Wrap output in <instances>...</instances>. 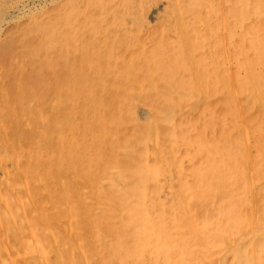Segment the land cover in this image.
<instances>
[{"label":"rangeland","instance_id":"rangeland-1","mask_svg":"<svg viewBox=\"0 0 264 264\" xmlns=\"http://www.w3.org/2000/svg\"><path fill=\"white\" fill-rule=\"evenodd\" d=\"M174 1L61 0L55 2L39 16L56 18L57 15L70 11L72 3H80L78 6L83 13V19L78 16H73V19L72 16L66 18L71 20V26L63 25L61 20H57L58 18L47 24L45 42L47 50L39 51L40 57L35 61L36 63L26 65L23 58L21 62L16 61L15 65L22 68L10 76L6 71L10 70L11 73L14 68H10L11 65L7 64V60L5 62L1 59L5 84L3 83L2 96L0 95V119L2 118L3 121L0 127V173L4 167L8 168L10 184L7 182L0 185V264H145V262L148 264V255H156L159 248L171 244L174 248L178 247L187 253L180 260H171L175 264H240L236 260L235 249L240 245L245 246L251 238L253 244L257 243V257L254 259L252 252L249 254V248L245 256L251 255L250 264H264V46L261 47L264 40V0L241 1L240 22L237 28L239 45L235 47L231 41L228 47L229 59L225 54L223 13L224 11L229 13L238 1L207 0L206 7L202 2L206 0H200L206 19L198 16L195 29H191L188 24L191 22L188 18L191 11L185 10L182 19L186 28L180 32L187 35L189 40L186 42L176 30L179 14L175 9ZM187 2L189 5L199 4L196 0ZM187 2L186 0L180 2L182 8L186 7ZM231 19L230 14L228 18L230 25ZM203 20L207 21L211 33L215 32L211 38V47H206L208 31ZM29 23L26 18L20 19L8 29L7 36L11 30L15 31L23 26L26 28ZM81 23L86 24L84 30ZM247 29L260 31L250 35L247 33L250 30ZM171 42H174L173 47L177 44L180 46V48L176 46L178 49H183L179 51L173 48V52L177 50L178 54L181 53V57H188V61L183 62L182 65L191 67L192 56L196 70L198 69V79L191 78L187 76L188 74L181 76L177 71L173 74L170 68L171 73L164 74L169 69L160 70L150 67L153 61L154 65L165 64L164 59L171 56L170 52L166 50V58H163L158 50L160 47L157 49L156 45L164 44L166 48L171 49ZM251 43L255 50H251L248 46ZM1 45H5V41L0 42ZM11 52L9 50V54ZM77 54H80V57ZM44 56H47V67L46 62H43ZM101 56L103 57L97 63ZM91 58L96 59L97 64H93ZM203 59L208 62H203ZM65 60L83 62L84 71H81L80 75L77 74L79 70L70 77L65 75L63 71ZM46 69L49 71L47 99H43L39 97L42 90L38 81L45 75ZM208 70L211 73L207 74L211 75L207 77L203 73ZM60 71H63L61 75ZM220 72L228 84V87L224 86L222 90ZM12 76L18 78L25 88L28 89V86L32 88V93L38 97V111L41 113H36L37 110L32 102L30 103L32 100L28 97L31 94L28 93L29 91L22 101V96L17 92V84L12 82ZM180 79L183 87L175 85V81L179 83ZM232 80L236 84L234 89L231 85ZM105 83L107 87L113 88L112 91L105 87ZM81 84L83 87H80ZM172 85L175 87L173 90ZM12 88L15 90L13 91ZM99 90L102 92H98ZM57 98L62 100L61 114L71 113L68 109L72 102L74 107L77 104L85 110L91 107L97 111L98 121L92 119V116L88 118L89 141L79 142L80 148L87 144L88 147L90 146L91 155H87L88 157H76V152L80 151L76 148L72 149L68 139L70 127L67 126V117L66 120L63 119L65 125L56 129L58 127H55L54 117L61 109L55 101ZM20 101L24 103L23 110L29 114L26 118L31 124L33 123V127L47 128V140H57L58 148L61 149L59 151L69 148L75 154L72 164L69 163L71 160L68 159L66 162L65 159L67 164L64 165L58 162V159L60 161L64 157L60 152L48 154L47 185L38 176L42 174L45 177L42 171H35L37 177L32 176L37 178L39 188H45L44 194H41L42 190L34 182L25 177L28 175L32 178L30 175H34L30 173L32 172L29 164L30 154L26 152L32 141L27 137V130L23 128L25 126L21 124L22 117L18 109ZM39 121L44 123L41 124L42 122ZM19 137L21 143L17 141ZM78 137H81L80 133L75 140ZM223 137L225 139L220 143V138ZM184 144L187 147H184ZM14 153L17 155L15 167L9 163ZM206 153L207 161L204 162L203 157ZM7 162L10 165H7ZM208 163L212 165L211 172H203L208 173L207 175L196 173L198 165L205 166ZM72 167L78 172L71 169ZM91 168H94L96 175L86 174L92 170ZM82 171L86 173L80 176L79 172ZM201 175L203 178L200 177ZM214 176L222 181V189L211 187L209 184L210 180H215ZM110 177L111 180H108ZM150 179H153V182ZM106 180L112 184L107 183ZM222 193L223 206L217 203ZM79 199L80 202L87 204L85 212H81L83 206L75 201ZM225 206L228 207L226 211L228 214L225 212ZM7 207L11 214L7 211ZM221 207L225 209L223 219L228 218L229 223H224L227 228L222 234L217 235L213 227L210 224L208 226L207 219L208 216L217 219V214H222ZM215 209L220 211L217 212ZM254 211L257 212L256 215ZM253 219L260 223L255 224V228L252 226ZM172 231L173 233H170ZM65 238L73 246L76 245V248L81 247L85 251L76 250L79 254L76 251L67 253L63 245ZM23 240L27 241V245ZM28 241L31 242L29 246ZM152 243L154 245L145 252L140 250L143 249V245ZM153 249L158 250L153 252ZM137 255L138 258L140 255L142 257L137 260Z\"/></svg>","mask_w":264,"mask_h":264},{"label":"bare ground","instance_id":"bare-ground-1","mask_svg":"<svg viewBox=\"0 0 264 264\" xmlns=\"http://www.w3.org/2000/svg\"><path fill=\"white\" fill-rule=\"evenodd\" d=\"M58 1H61V0H0V16H2V18H0V42H3V41H5V45H1L0 46V95L2 94L1 92V89L3 88L2 86H4L3 85V83H4V77H5V73H4V71H3V62L1 61V59H4V61L5 60H7L8 62H7V64L9 63L11 66H10V68L12 67V68H14L12 71H11V73H9L10 72V70L9 71H6V74L8 73L9 74V76H10V74H14V72H17V71H19V69L20 68H22V67H19V66H16L15 65V63H16V61L17 62H21L22 60V58H23V60L25 61L24 63L26 64V65H28V64H30V63H32V62H35V61H37L38 60V57H40V53H39V51L41 50H44V51H46L47 50V45L45 44V42H46V39H47V24H49L50 22H53L54 20H56L57 18V20L58 21H60L61 20V23H63V25H68V26H71L70 25V23H71V20H67L66 18H70V16H72V18L71 19H73V16H78L80 19H83V13L82 12H80V7L78 6V4H80V3H72L71 5H70V11L69 10H67V11H65V14H63V13H61L60 15H57V17L56 18H52V17H47V15H41V16H39L40 14H42L43 13V11H45V9L48 7V6H50V5H52V4H54L55 2H58ZM63 1V0H62ZM188 0H186V2H187ZM199 4H195L194 3V5H189V2H187L186 3V7L185 8H182V4L180 3V2H182V0H180V1H174V6H175V9H176V11H177V14H179V16H177L178 17V25H176L177 26V29L176 30H178V32L180 33V35H181V37H183V39L185 40V42L186 41H188L189 39H188V37H187V35L184 33V32H180V30L182 31V29H184L185 30V28H186V26H185V24H184V22H183V19H182V14H183V12L185 11V10H188V11H191L190 12V14L188 15V18H189V20H191V22L190 23H188V24H190L189 25V27L191 28V29H195V27H196V23H197V19H198V16H203V18H205L204 16H205V14H203L204 12H205V10H204V7H203V4H202V2H204V5L207 7L208 5V1L206 0V1H202V2H199L200 0H196ZM238 2H236V6L235 7H233L232 8V10H230V12L229 13H226L225 11H224V13H223V24H224V33H223V38H224V43H225V47H226V55L228 56V59H229V53H228V47H229V44L231 43V41L233 42V44L235 45V47L237 46V45H239V42H238V23L240 22V15H241V12L239 11V9H240V4H241V1H243V0H237ZM205 2H207V4H205ZM61 3V2H60ZM229 3V2H228ZM104 4V3H103ZM229 4H231V3H229ZM81 5H83V4H81ZM238 5V6H237ZM51 7V6H50ZM69 7V6H68ZM210 9L212 10V7L210 6ZM223 9V8H222ZM75 10V11H74ZM71 11H72V13H71ZM153 12V11H152ZM187 12V11H186ZM212 12V11H211ZM214 12V11H213ZM189 13V12H188ZM214 14V13H213ZM230 14H231V25H230V23H229V20H228V18H229V16H230ZM101 15V14H100ZM184 16V15H183ZM194 16V17H193ZM102 17V16H101ZM22 18H26L30 23V25H32V27H30V25H28V27H26L25 28V26H23V27H21V28H18L17 30H15V31H10L9 33V35L7 36V34H8V29L13 25V24H15V23H17L20 19H22ZM64 20H62V19ZM86 18V17H85ZM90 18V17H89ZM92 18V17H91ZM87 19H88V17H87ZM206 19V18H205ZM219 19V18H218ZM94 20V19H93ZM92 20V21H93ZM98 20V19H97ZM89 21V19L87 20V22ZM100 21V20H99ZM204 22H205V24H206V27H207V31H208V33H207V38H206V47H211L212 45H211V38L213 37V34L215 33L214 31H213V33H211V28L209 27V25L207 24V21L206 20H203ZM82 22V21H81ZM24 23V22H23ZM55 23H56V21H55ZM86 23V22H85ZM82 24L81 23V26H82V29L84 30L85 28V26H86V24ZM90 23L92 24V22H91V19H90ZM52 24H54V23H52ZM51 24V25H52ZM60 24V23H59ZM90 24V25H91ZM19 25V24H18ZM76 25H79V24H76ZM98 25V24H97ZM100 25H101V23H100ZM237 25V26H236ZM80 26V25H79ZM102 26V25H101ZM188 26V25H187ZM88 27V26H87ZM89 28V27H88ZM91 28V27H90ZM98 29V28H97ZM101 29H102V27H101ZM87 30H90V29H87ZM220 30V29H219ZM229 30H231L230 31V33L228 32ZM247 30H250V29H247ZM78 31V30H77ZM257 31H260L259 29L258 30H250L249 32H247V33H250V35L251 34H253L254 32H255V34L257 33ZM79 33H80V31H78ZM83 32V31H82ZM81 32V33H82ZM97 32H99V31H97ZM74 33V32H73ZM78 33V35H80ZM218 33V32H217ZM90 34H93V33H90ZM112 34V33H111ZM190 34V33H189ZM205 34V33H204ZM61 35H62V33H61ZM66 35V34H65ZM175 35V39H176V34H174ZM60 36V35H59ZM81 36V35H80ZM82 36H84V34L82 35ZM173 36V35H172ZM70 37V36H69ZM74 37V36H73ZM87 37H88V35H87ZM174 37V36H173ZM84 38V37H83ZM96 38V37H95ZM56 39V38H55ZM74 39V38H73ZM233 39H237L236 41H233ZM70 40V39H69ZM68 40V41H69ZM80 40V39H79ZM88 40H89V37H88ZM87 40V41H88ZM101 40V39H100ZM170 40V39H169ZM177 40V39H176ZM180 40H182V39H180ZM179 40V41H180ZM53 41V40H52ZM70 42V41H69ZM256 42H258V41H255V43ZM58 43V42H57ZM83 43V42H82ZM88 43V42H87ZM217 43H220V42H217ZM62 44H64V43H62ZM171 44H172V48L170 49V48H166L165 46H164V44L163 45H161V44H159V45H156V48L158 49V47H160V49H158L159 51H160V56H162L163 58H166L165 56H166V50H167V52L169 51L170 52V57L169 58H166V59H164L166 62H165V64H157V65H154L153 63H154V61H153V63H152V65H151V63H149V65H151L150 67H153L154 69H171V70H173V74H174V72L175 71H177V74L179 73L181 76L183 75H185V74H188L187 76H191V78H195V79H198L199 78V73L197 72L198 71V69L196 70V65H195V61H194V59H192V56H191V58H190V62H192V64H191V67H187V66H185V65H182L183 64V62H187L188 60V57L186 58V57H181L182 55H181V53H179L178 54V52H177V50H176V52H173V48H180V46H177V44H175L176 46H174L173 47V45H174V42H171ZM262 44V46L261 47H263L264 46V40H263V42L261 43ZM68 45L69 46H71L69 43H68ZM80 45V44H79ZM83 45V44H82ZM179 45V44H178ZM181 45V44H180ZM216 45V44H215ZM257 45V44H256ZM77 46V45H76ZM168 46H170V42H168ZM217 46V45H216ZM248 46L250 47V49L252 50H255V48H254V45H252V43H251V45H249L248 44ZM84 47V46H83ZM87 47V46H86ZM105 47V46H104ZM205 47V48H206ZM221 47V46H220ZM64 48V47H63ZM71 48H72V46H71ZM78 48V47H77ZM82 48V47H81ZM80 48V49H81ZM106 48V47H105ZM177 48V49H178ZM181 48H183V47H181ZM58 49V48H57ZM9 50L10 51H12L11 52V54H9ZM64 50H66L65 48H64ZM63 50V51H64ZM179 51H181V50H183V49H178ZM40 51V52H41ZM61 51H62V49H61ZM84 51V50H83ZM89 51V50H88ZM106 51V50H105ZM72 52V51H71ZM90 53H92L91 51H89ZM78 53V52H77ZM105 53V52H104ZM57 54V53H56ZM66 54V53H65ZM85 54V53H84ZM83 54V55H84ZM184 54V53H183ZM75 55V54H74ZM78 55V54H77ZM80 55V54H79ZM78 55V56H79ZM87 55V54H86ZM50 56V55H49ZM54 56H56V55H54ZM73 56V55H72ZM78 56H76V57H78ZM92 56V55H91ZM159 56V57H160ZM57 57H59V56H57ZM57 57H56V59H57ZM80 57V56H79ZM93 57V56H92ZM103 56H101L100 58H99V60L97 61V63H99L100 62V59L102 58ZM155 57V56H154ZM158 57V56H157ZM24 58H26V59H24ZM55 58V57H54ZM61 58V57H60ZM83 58H84V56H83ZM87 58V57H86ZM109 58V57H108ZM53 59V58H52ZM92 59V60H91ZM90 60L92 61V63L93 64H97L96 63V59H94V58H91ZM110 59V61H111V58H109ZM145 59H147V58H145ZM153 59H156V58H153ZM54 60V59H53ZM60 60V59H59ZM71 60V59H70ZM56 61V60H55ZM55 61H52V62H55ZM66 61V60H65ZM84 61H85V59H84ZM138 61V60H137ZM141 61V60H140ZM163 61V60H162ZM6 62V61H5ZM41 62V61H40ZM43 62H46V67H47V62H48V60H47V56H44V61ZM50 62V61H49ZM58 62V61H57ZM86 62V61H85ZM203 62H208L207 60H205V59H203ZM36 63V62H35ZM60 63V62H59ZM63 63V62H62ZM65 63V62H64ZM137 63V62H136ZM156 63V62H155ZM4 64H6V63H4ZM33 64V63H32ZM49 64V63H48ZM89 64V63H88ZM87 64V65H88ZM112 64V63H111ZM147 64V63H146ZM20 65H24V64H22V63H20ZM50 65V64H49ZM207 65V64H206ZM83 66H84V64H83V62H81V63H79V62H73V61H66V64H64V68H63V71H64V73H65V75H67V76H69L70 77V75L72 74V75H74L75 73H76V71H78L79 73H77V74H81V71H84V70H82V68H83ZM182 66V67H181ZM4 67H5V65H4ZM8 67V66H7ZM24 67H25V65H24ZM110 67V66H109ZM11 68V69H12ZM86 68V67H85ZM112 68V67H111ZM140 68V67H139ZM90 69H91V67H90ZM151 69V68H150ZM169 69V71H165V73L164 74H167V72H170L171 73V70ZM47 70V69H46ZM87 70V69H86ZM114 69H112V71H113ZM142 70H143V68H142ZM153 70V69H152ZM159 70V71H160ZM211 70V69H210ZM210 70H208V72H206V73H203L204 75H207V77H208V75H211V74H207V73H211V71ZM44 71V70H43ZM51 71V70H50ZM63 71H60V75L62 74V72ZM88 71V70H87ZM92 71H93V69H92ZM98 72H99V70H97ZM110 71V70H109ZM121 71V70H120ZM151 71V70H150ZM179 71H187V72H183V73H180ZM47 72H49L48 70L46 71V73H45V75L41 78V79H39V81H38V85H39V87H40V90H42V94H40L41 96H39L40 98H43V99H47ZM114 72V71H113ZM126 72V71H125ZM156 72V71H155ZM157 72H158V70H157ZM251 72V71H250ZM144 73V72H143ZM160 73V72H159ZM252 73V72H251ZM40 74V73H39ZM89 74V73H88ZM98 74H100V73H98ZM154 74V73H153ZM255 74V73H254ZM3 75H4V77H3ZM215 75V74H214ZM253 75V74H252ZM40 76H41V74H40ZM82 76V75H81ZM106 76V75H105ZM162 76H164V75H162ZM215 76H217V75H215ZM223 74L220 72V78H221V90H222V88H224V86L225 87H228V84H227V82H225V79H223ZM7 77V76H6ZM13 78H12V82H14V84H17V92H18V94H20L21 96H22V101L24 100V98L23 97H27V96H25V94H27V92L30 94V96H28L32 101H30V103L32 102V105L34 106V108H35V110H37L36 111V113H41V112H39L38 110V97H37V95H35L34 93H32V88H30L29 86H28V89H27V87L25 88L18 80V78H16L15 76H12ZM100 77V76H99ZM110 77V76H109ZM144 77V76H143ZM95 78V77H94ZM112 78V77H111ZM139 78V77H138ZM137 78V79H138ZM9 79V78H8ZM11 79V78H10ZM23 79V78H22ZM72 79V78H71ZM82 79V78H81ZM93 79V78H92ZM166 79V78H165ZM171 79H172V77H171ZM175 79V78H174ZM25 80V79H24ZM10 81V80H9ZM71 81V80H70ZM82 81V80H81ZM92 81V80H91ZM140 81V80H139ZM145 81H147V79L145 80ZM144 81V82H145ZM156 81V80H155ZM185 81V80H184ZM18 82V83H17ZM105 82V81H104ZM129 82V81H128ZM133 82V81H132ZM166 82H168V81H166ZM173 82V81H172ZM194 82V81H193ZM24 83H25V81H24ZM232 84V87H233V89L235 88V86H236V84L234 83V81L232 80V82H231ZM5 84V83H4ZM7 84V83H6ZM89 84V83H88ZM106 84V83H105ZM125 84V83H124ZM132 84H134V83H132ZM146 84V83H145ZM155 84H157V82L155 83ZM167 84V83H166ZM187 84V83H186ZM225 84V85H224ZM11 85V84H10ZM30 85V84H29ZM36 85V84H35ZM34 85V86H35ZM72 85V84H71ZM122 85V84H121ZM120 85V88L122 87ZM127 85H129V84H127ZM141 85V84H140ZM139 85V86H140ZM147 85V84H146ZM175 85L176 86H180V87H183L184 85H183V83L181 82V79H180V81H179V83H178V81H175ZM87 87H88V85H86ZM119 86V85H118ZM117 86V87H118ZM135 86H137V85H135ZM189 86H191L192 87V85H189ZM32 87H33V85H32ZM76 87V86H75ZM80 87H83L82 86V84H81V86ZM79 87V88H80ZM105 87H107V84L105 85ZM104 87V88H105ZM142 87H145L144 85H142ZM149 88L151 87V86H148ZM90 88V87H89ZM101 88V87H100ZM107 88H110V87H107ZM125 88V87H124ZM127 88V87H126ZM175 87H174V85H172V87H171V89L173 90ZM13 89V88H12ZM70 89H72V87L70 88ZM96 89V88H95ZM106 89V88H105ZM111 89H113V88H110V90ZM187 89V88H186ZM193 89V88H192ZM4 90V89H3ZM15 89H13V91H14ZM87 89H85V91H86ZM104 90V89H103ZM116 90V89H115ZM119 90H122V89H119ZM127 90V89H126ZM129 90V89H128ZM136 90V89H135ZM101 90H99L98 92H100ZM107 91H108V89H107ZM112 91V90H111ZM12 92V91H11ZM102 92V91H101ZM117 92H118V90H117ZM189 92H190V90H189ZM194 92V91H193ZM235 92H236V90H235ZM4 93V92H3ZM75 93V92H74ZM82 93V92H81ZM85 94H87V93H85ZM84 94V95H85ZM236 94H237V92H236ZM8 95V94H7ZM101 95V94H100ZM124 95V94H123ZM234 95V94H233ZM238 95V94H237ZM2 96V95H1ZM6 96V95H5ZM118 96V95H117ZM11 97H13V96H11ZM10 97V98H11ZM79 97V96H78ZM125 97V96H124ZM123 97V98H124ZM17 98L19 99V97L17 96ZM59 98V97H58ZM57 98V100L55 99V101H57V104H59V107L61 108L59 111H57V115H55V117H54V119H55V127H58V128H56V129H59L60 127L62 128V125L64 124L65 125V123L63 122V119H65V117H67V119H68V121H67V123H68V125L67 126H69L70 127V129H69V132H68V139H70V143H71V145H72V149H78V151H80L79 153L78 152H76V157L77 158H82V157H86L87 155H91V151L89 150V147H88V144L87 145H85V147H83V148H80L79 147V142H82V141H86V142H88L89 140V135H88V131H89V129H88V118H89V116H92L91 118L93 119L94 118V120H97L98 121V118H97V111L96 110H93L91 107H87V110H85V108L83 109V108H81V107H78L77 106V104L75 105V107L73 106L74 105V103L72 102V104H70V107H69V109L68 110H70L71 111V113H68L67 112V114H61L60 113V111L62 110V108H63V105H62V107H61V102H62V100H59ZM91 98V97H90ZM126 98V97H125ZM179 98H181V97H179ZM75 99V98H74ZM84 100V99H83ZM93 100V99H92ZM8 101H10V100H8ZM22 101H20V107L18 108V107H16V108H18L19 109V111H20V113H19V115H21V119H22V122H21V124L23 125V126H25V127H23V128H25L27 131H26V133L28 134L27 135V137L32 141L30 144V146H29V144H28V148H27V145H26V152L28 151V154H30V161H29V164H30V168H31V171L32 172H30V173H34V175L32 174V175H30L31 177L33 176V177H37V172L38 171H42L43 172V175H45V177H43L42 176V174L40 175H38L39 177H41V179H42V181L43 182H45L44 184L45 185H47L46 183H47V174H49L48 173V171H47V160H48V158H47V156H48V154L49 153H55V152H60V154L61 155H63L64 157H60L61 159H60V161H59V159H58V162H59V164L60 165H64V163H66V162H68V159L69 160H71V162H69V163H71L72 164V158H74V156H75V154H74V152L71 150V149H65V151H59V150H61L60 148H58V145H57V140H47V128H42L41 126L39 127V128H35V127H33V123L31 124L30 123V121L29 120H27V118L26 117H28V115L29 114H27L26 112H24V110H23V102ZM86 101V100H85ZM84 101V103L86 104V102ZM102 101V100H101ZM6 102H7V100H6ZM82 102V101H81ZM44 103V102H43ZM53 103V102H52ZM56 103V102H55ZM94 103V102H93ZM12 104V103H11ZM28 104V103H27ZM87 104H88V102H87ZM29 105V104H28ZM46 105V104H45ZM45 105H44V108H45ZM49 105V104H48ZM2 106V105H1ZM5 105H3V107H4ZM47 106V105H46ZM8 107V106H7ZM31 107V106H30ZM29 107V108H30ZM58 107V108H59ZM94 107H96V106H94ZM14 108V107H13ZM55 108V107H54ZM57 108V107H56ZM6 109V108H5ZM32 109V108H31ZM30 109V110H31ZM42 109H43V107H42ZM17 110V109H16ZM9 111V110H8ZM8 111H7V113H8ZM10 112V111H9ZM33 112V111H32ZM101 112V111H100ZM5 113V112H4ZM13 113H15V112H13ZM103 113V112H102ZM6 114V113H5ZM4 114V115H5ZM9 114V113H8ZM7 115V114H6ZM15 115V114H14ZM53 115H54V113H53ZM47 116H48V114H47ZM106 115L104 114L103 115V117H105ZM5 117V116H4ZM15 117V116H14ZM35 117V116H34ZM38 117H39V115H38ZM46 117V116H45ZM9 118H11V117H9ZM47 118V117H46ZM49 118V117H48ZM2 119V118H1ZM1 119H0V127L2 126V122L3 121H1ZM33 119V118H32ZM43 119H45L44 117H43ZM100 119V118H99ZM105 119V118H104ZM49 120V119H48ZM66 120V119H65ZM11 122H12V120H10ZM33 121V120H32ZM35 121V120H34ZM43 121V120H42ZM42 121H39V123L40 122H42ZM96 121V122H97ZM66 122V121H65ZM90 122V121H89ZM35 123H36V121H35ZM44 122H42L41 124H43ZM40 124V125H41ZM47 124V123H46ZM83 124H84V126H83ZM95 124V123H94ZM99 123L97 122V125H98ZM82 125V127H80ZM90 125V124H89ZM12 126V125H11ZM37 126H39V125H37ZM166 127V126H165ZM52 128V127H51ZM205 129H206V127H205ZM80 130H82V131H80ZM246 130V129H245ZM57 131H59V130H57ZM57 131H56V133H57ZM62 131V130H61ZM17 132V131H16ZM60 132V131H59ZM63 132V131H62ZM91 132V131H90ZM100 132V131H99ZM15 133V132H14ZM79 133L81 134V137H78L77 138V140H75V138H76V136H78L79 135ZM166 133H169V132H166ZM172 133V132H171ZM60 134H61V132H60ZM91 134H93V133H91ZM94 134H95V132H94ZM247 134V133H246ZM49 135V134H48ZM76 135V136H75ZM167 135V134H166ZM178 135V134H177ZM60 136H62V135H60ZM169 136V135H168ZM26 137V138H27ZM59 137V136H58ZM170 137V136H169ZM248 137V136H247ZM17 139V138H16ZM15 139V140H16ZM48 139H49V137H48ZM81 139V140H80ZM179 139V138H178ZM225 138L223 137L222 139L220 138V143H222L223 142V140H224ZM24 140V139H23ZM248 140V139H247ZM17 141H19L20 143H21V140H20V137L17 139ZM249 141V140H248ZM25 142V141H24ZM23 142V143H24ZM61 142V141H60ZM174 142V141H173ZM181 142V141H180ZM197 142V141H196ZM196 142H194V144L196 143ZM248 143V142H247ZM190 144V143H189ZM193 144V143H192ZM22 145V144H21ZM63 145H65V144H63ZM65 147H66V145H65ZM184 147H187V146H185V144H184ZM199 148V147H198ZM248 148V147H247ZM15 150V149H14ZM216 150V149H215ZM214 150V151H215ZM199 152H200V150H198ZM217 152H218V150H216ZM198 152V153H199ZM15 155L13 156V158H11L10 160H9V163L10 164H12V166H14V164H15V161H16V157H17V155H16V153H14ZM74 154V155H73ZM204 154V153H203ZM59 155V154H58ZM54 156H55V154H54ZM93 156V155H92ZM201 156H202V152H201ZM56 157V156H55ZM69 157V158H68ZM88 157V156H87ZM206 157H207V153H206V155L203 157V161L204 162H206L207 161V159H206ZM0 158H1V155H0ZM94 158V157H93ZM56 159V158H55ZM62 159H64V160H62ZM65 159H66V162H65ZM89 159V158H88ZM92 160V159H91ZM96 160V159H95ZM21 161V160H20ZM28 162V161H27ZM92 162V161H91ZM8 162H7V165H10ZM55 163V162H54ZM68 163V164H69ZM249 163V162H248ZM28 164V165H29ZM67 164V163H66ZM96 165V164H95ZM11 166V167H12ZM107 166H109V165H107ZM15 167V166H14ZM61 167V166H60ZM96 167H98L97 165H96ZM194 167V166H193ZM64 168V167H63ZM250 168V166H248V169ZM10 169V168H9ZM71 169H73L74 171H76V172H78L74 167H72ZM92 169V168H91ZM94 169V168H93ZM89 170L87 173L86 172H79L80 173V176H83L85 173L88 175V174H91L92 176L93 175H96V173H95V171L94 170ZM112 169V168H111ZM10 170H12V168L10 169ZM18 170V169H17ZM50 170V169H49ZM64 170V169H63ZM211 170H212V165H211V163H208L207 165H203V164H201V165H198L197 167H196V173L197 174H201V173H203V172H211ZM35 171H37V172H35ZM65 171V170H64ZM68 171V170H67ZM133 171V170H132ZM137 171V170H136ZM251 171V170H250ZM115 172V171H114ZM148 172H149V170H148ZM28 173H29V171H28ZM62 173H64V172H62ZM98 173V172H97ZM136 173V172H135ZM208 173H203L204 175H207ZM66 174V173H65ZM138 174V173H137ZM139 174H141V173H139ZM9 170H8V168L7 167H4V169L2 170V172L0 173V185H2L3 183H9V181H8V177H9ZM14 176H15V172H14ZM24 176V175H23ZM142 176V175H141ZM140 176V177H141ZM25 177H27L28 179H29V181H32V182H34L35 184H36V186L38 187V182H36L37 181V178L35 179V178H30L28 175H26ZM71 177H73V176H71ZM135 177V176H134ZM200 177H202L203 178V176L201 175ZM65 178V177H64ZM250 178H251V176H250ZM49 179H50V175H49ZM121 179V178H120ZM139 179V178H138ZM141 179V178H140ZM148 179V178H147ZM159 179V178H158ZM214 179L215 180H210V183L209 184H211V187H215V188H219V189H222V185H223V183H222V181L220 180V178L218 179H216L215 178V176H214ZM63 180V179H62ZM108 180H111V177H110V179H108ZM144 180V179H143ZM146 180V179H145ZM149 180V179H148ZM151 180V179H150ZM153 180V179H152ZM151 180V182H153ZM198 181H200L199 179H197ZM251 180H252V178H251ZM138 181V180H137ZM61 182H63V181H61ZM106 182H107V180H106ZM109 182V181H108ZM107 182V183H108ZM150 182V181H149ZM149 182H147L148 184H150ZM195 182H196V180H195ZM64 183V182H63ZM111 182H109V184H110ZM10 184V183H9ZM112 184V183H111ZM14 185V184H13ZM63 185V184H62ZM64 186V185H63ZM106 186H107V184H106ZM146 186V185H145ZM149 186V185H148ZM197 186V185H196ZM253 186V185H252ZM48 187V186H47ZM66 187V186H65ZM137 187V186H136ZM147 187V186H146ZM187 187V186H186ZM14 188V187H13ZM39 188V187H38ZM148 188V187H147ZM39 189H41V188H39ZM60 189V188H59ZM146 189V188H145ZM190 189V188H189ZM252 189H254V188H252ZM42 190V193L41 194H44V193H46V191H45V188H43V189H41ZM43 191H44V193H43ZM139 191V190H138ZM191 191L193 192V190L191 189ZM95 192H96V190H95ZM98 192H99V190H98ZM105 192V191H104ZM110 192V191H109ZM135 192V191H134ZM142 192V191H141ZM195 192V191H194ZM57 193V192H56ZM62 193V192H61ZM67 193V192H66ZM147 193V192H146ZM98 194V193H97ZM101 194V193H100ZM133 194V193H132ZM147 195V194H146ZM151 196V195H150ZM216 196V195H215ZM224 196V194L222 193L220 196H219V199L220 200H218V204H220L221 206H223L222 204V197ZM154 197H155V195H154ZM17 198V197H16ZM78 198H79V196H78ZM149 198V197H148ZM6 199V198H5ZM8 199V198H7ZM155 199H156V197H155ZM154 199V200H155ZM3 200V199H2ZM1 200V201H2ZM75 201H77V204H80V206H83L82 208V210H81V212H85L86 211V209H87V204L85 205L84 203H82V202H80L81 201V199H79V200H75ZM151 201H152V199H151ZM178 201V200H177ZM19 205L21 204L19 201L17 202ZM46 201H45V206H46ZM69 203H70V201H69ZM72 203V202H71ZM74 203V202H73ZM76 203V202H75ZM132 203V202H131ZM32 204V203H31ZM30 204V205H31ZM76 204V205H77ZM135 204V203H134ZM155 204V203H154ZM178 204V203H177ZM19 205H18V207H19ZM142 205V204H141ZM92 206V205H91ZM130 206V205H129ZM155 206V205H154ZM70 207V206H69ZM122 207V206H121ZM135 207V206H134ZM137 207V206H136ZM145 207V206H144ZM149 207H150V205H149ZM77 208V207H76ZM81 208V207H80ZM89 208V207H88ZM92 208V207H91ZM138 208V207H137ZM140 208H141V206H140ZM225 208H226V210L224 209V208H220L221 209V213L222 214H217V219H213L214 218V216L212 217V216H208V221H209V223H208V226H209V224H210V226L211 227H213V229L215 230V232H217V235H220V234H222V232L227 228L226 226H225V224H228L229 223V219L228 218H225V219H223V211L225 210V212L227 211V209H228V207H226L225 206ZM7 209V211L9 212V214H11L10 213V210L8 209V207L6 208ZM78 209V208H77ZM220 209L219 210H216L215 209V211H220ZM21 210H22V208H21ZM69 210H70V208H69ZM79 210V209H78ZM124 210V209H123ZM173 210H175V208H173ZM181 210V209H180ZM255 210V209H254ZM6 211V212H7ZM153 211V210H152ZM154 211H158V209H154ZM153 211V212H154ZM160 211V210H159ZM167 211V210H166ZM169 211V210H168ZM177 211V210H176ZM91 213H92V211H90ZM113 212V211H112ZM118 212V211H117ZM128 212V211H127ZM141 212V211H140ZM71 213V212H70ZM146 213V212H145ZM150 213H152V212H150ZM157 213V212H156ZM155 213V214H156ZM159 213V212H158ZM208 213H211L210 211H208ZM256 211H254V215H256ZM88 214V213H87ZM93 215H95L94 213H92ZM113 214V213H112ZM111 214V215H112ZM123 214V213H122ZM153 214V213H152ZM154 214V215H155ZM160 214V213H159ZM174 214H175V212H174ZM226 214H228V212H226ZM81 215V214H80ZM97 215V214H96ZM153 215V216H154ZM211 215H214V214H211ZM132 216V215H131ZM156 216V215H155ZM161 216V215H160ZM205 216V215H204ZM79 217V216H78ZM146 217V216H145ZM149 217V216H148ZM12 218V217H11ZM126 218V217H125ZM144 218V217H143ZM159 218V217H158ZM165 218V217H164ZM135 219V218H134ZM152 219V218H151ZM66 220V219H65ZM154 220H156V219H154ZM254 221H253V224H252V226H254L255 224H260V223H258V222H256L257 220H255V219H253ZM146 221V220H145ZM167 221V220H166ZM203 221V224H205V222H204V220H202ZM141 222H143V221H141ZM168 222V221H167ZM151 223V222H150ZM225 223V224H224ZM158 224V223H157ZM232 224V223H231ZM132 225H133V223H132ZM151 225V224H150ZM150 225H148V226H150ZM161 225V224H160ZM178 225V224H177ZM156 226V225H155ZM154 226V227H155ZM256 226H254L253 228H255ZM51 229V228H50ZM140 229V228H139ZM154 229H156V228H154ZM132 230V229H131ZM47 231V230H46ZM133 231V230H132ZM49 232V231H48ZM87 232V231H86ZM140 232V231H139ZM143 232V231H142ZM50 233V232H49ZM146 233H148V232H146ZM153 233V232H152ZM170 233H173V231L172 232H170ZM48 233H46V235H47ZM157 234V233H156ZM155 234V235H156ZM169 234V233H168ZM87 235H89V234H87ZM125 235V234H124ZM150 235V234H149ZM155 237V236H154ZM170 237V236H169ZM82 238V237H81ZM142 238V237H141ZM167 238H168V236H167ZM66 239V238H65ZM143 239V238H142ZM156 238H154V240H155ZM165 239V238H164ZM30 240V239H29ZM35 240V239H34ZM146 240V239H145ZM160 240V239H159ZM31 241V240H30ZM135 241V240H134ZM161 241V240H160ZM172 241V240H171ZM252 241H253V239L251 238L250 240H248L247 242H246V245L245 246H238L236 249H235V257H236V260H238L239 261V263L240 264H250L249 263V259H250V256L249 257H246L245 256V254H248V251H247V249L249 248V254H251V252H252V254H253V256H254V259H256V255H257V249H256V245H257V243H255V244H253L252 243ZM23 242L24 243H26L24 240H23ZM162 242V241H161ZM28 246L30 245V243L31 242H29L28 241ZM34 243V242H33ZM144 243V242H143ZM156 243V242H155ZM248 243V244H247ZM36 244V243H35ZM126 244V243H125ZM124 244V245H125ZM158 244V243H157ZM175 244V243H174ZM178 244V243H177ZM239 244V243H238ZM241 244V243H240ZM252 244V245H251ZM25 245H27V243L25 244ZM63 245H64V249L67 251V253H72V252H75L76 250L78 251V252H84L85 250L83 249V248H79V247H77L76 248V245L75 246H73L71 243H69L68 242V240L66 239L65 241H63ZM140 245V244H139ZM151 245H154L153 243L152 244H145V245H143V249H140L141 247H139V249L142 251V252H145L146 251V249L147 248H149ZM163 245V244H162ZM237 245V244H236ZM99 246V245H98ZM196 246H198V244H196ZM39 247V246H38ZM116 247H118V246H116ZM126 247V246H125ZM124 247V248H125ZM134 247V246H133ZM252 247V248H251ZM90 248V247H89ZM137 248V247H136ZM158 248V247H157ZM198 248V247H197ZM129 249H131V248H129ZM160 250H158V249H153V252H155V251H157V254L156 255H152V254H150V255H148L147 257V260H148V264H175V262L173 261H171V260H180V259H182V258H184V256L187 254V253H184L183 251V249H179L178 247H177V249L176 248H174L173 247V245L171 244V245H166V247H164V248H159ZM252 249V250H251ZM90 250H92V248H90ZM126 250V249H125ZM134 250V249H133ZM76 251V252H77ZM124 251V250H123ZM130 251V250H129ZM77 252V253H78ZM88 252V251H87ZM27 253V252H26ZM20 254V253H19ZM79 254V253H78ZM132 254V253H131ZM135 254V253H134ZM128 255V254H127ZM142 255V254H141ZM140 255V257H142ZM189 256V255H188ZM87 257V256H86ZM132 257V256H131ZM139 257V258H140ZM145 256H143V258H144ZM124 258V257H123ZM138 258V255H137V260L139 259ZM87 259V258H86ZM126 259V258H125ZM136 259H134V260H136ZM193 260V259H192ZM95 261V260H94ZM3 262V261H2ZM144 262V261H143ZM80 263H82V262H80ZM92 263H94V262H92ZM132 263H134V261L132 262ZM6 264V263H5ZM131 264V263H130ZM135 264V263H134ZM140 264V263H139ZM145 264H147L146 262H145Z\"/></svg>","mask_w":264,"mask_h":264}]
</instances>
